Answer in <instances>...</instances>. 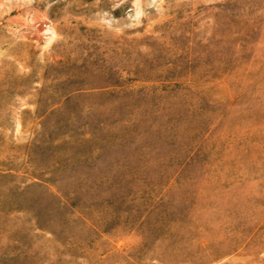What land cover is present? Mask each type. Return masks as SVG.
Segmentation results:
<instances>
[{"label": "rangeland", "instance_id": "obj_1", "mask_svg": "<svg viewBox=\"0 0 264 264\" xmlns=\"http://www.w3.org/2000/svg\"><path fill=\"white\" fill-rule=\"evenodd\" d=\"M0 264H264V0H0Z\"/></svg>", "mask_w": 264, "mask_h": 264}]
</instances>
